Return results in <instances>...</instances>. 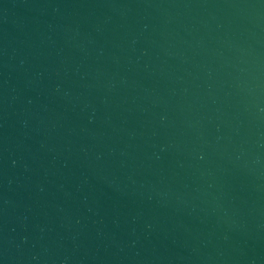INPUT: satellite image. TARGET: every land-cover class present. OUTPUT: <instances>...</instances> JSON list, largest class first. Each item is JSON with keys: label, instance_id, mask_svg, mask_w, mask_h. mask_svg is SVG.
<instances>
[{"label": "water", "instance_id": "1", "mask_svg": "<svg viewBox=\"0 0 264 264\" xmlns=\"http://www.w3.org/2000/svg\"><path fill=\"white\" fill-rule=\"evenodd\" d=\"M0 264H264V0H0Z\"/></svg>", "mask_w": 264, "mask_h": 264}]
</instances>
